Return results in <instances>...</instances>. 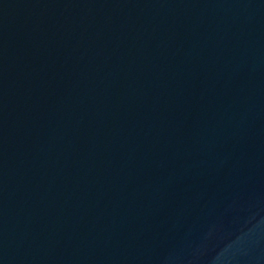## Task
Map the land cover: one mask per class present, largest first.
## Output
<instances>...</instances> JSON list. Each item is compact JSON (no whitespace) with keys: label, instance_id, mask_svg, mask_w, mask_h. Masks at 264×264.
I'll return each mask as SVG.
<instances>
[{"label":"water","instance_id":"obj_1","mask_svg":"<svg viewBox=\"0 0 264 264\" xmlns=\"http://www.w3.org/2000/svg\"><path fill=\"white\" fill-rule=\"evenodd\" d=\"M0 264H264V0H0Z\"/></svg>","mask_w":264,"mask_h":264}]
</instances>
